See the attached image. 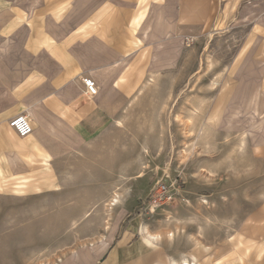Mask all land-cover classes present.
<instances>
[{
    "label": "rangeland",
    "instance_id": "rangeland-1",
    "mask_svg": "<svg viewBox=\"0 0 264 264\" xmlns=\"http://www.w3.org/2000/svg\"><path fill=\"white\" fill-rule=\"evenodd\" d=\"M263 24L264 0H222L200 38L158 45L143 85L96 139L37 187H1L0 264H98L122 232L139 238L143 227L177 264H223L264 191L249 152L260 93L245 92L246 106L229 101L250 84ZM160 179L175 182L173 200L145 213Z\"/></svg>",
    "mask_w": 264,
    "mask_h": 264
},
{
    "label": "crops",
    "instance_id": "crops-1",
    "mask_svg": "<svg viewBox=\"0 0 264 264\" xmlns=\"http://www.w3.org/2000/svg\"><path fill=\"white\" fill-rule=\"evenodd\" d=\"M221 9L222 0H0V188L37 187L44 172L78 154L117 120L143 85L158 45L197 40ZM260 27L250 84L235 87L229 101L246 106L245 92L260 93L263 123L249 152L264 178ZM83 77L95 81V95L85 93ZM22 113L32 124L25 137L8 125ZM257 201L240 217L237 248L228 250L223 264H264V191ZM134 232H122L98 264H171L165 246L143 228L142 237L133 238Z\"/></svg>",
    "mask_w": 264,
    "mask_h": 264
},
{
    "label": "built area",
    "instance_id": "built-area-1",
    "mask_svg": "<svg viewBox=\"0 0 264 264\" xmlns=\"http://www.w3.org/2000/svg\"><path fill=\"white\" fill-rule=\"evenodd\" d=\"M82 83L85 93L88 95L96 94L97 86L92 78L83 77ZM8 125L19 137H25L32 132V124L26 113L13 116ZM176 190L175 182L163 179L155 181L143 202L142 211L149 214L155 213L173 200V192Z\"/></svg>",
    "mask_w": 264,
    "mask_h": 264
},
{
    "label": "bare ground",
    "instance_id": "bare-ground-1",
    "mask_svg": "<svg viewBox=\"0 0 264 264\" xmlns=\"http://www.w3.org/2000/svg\"><path fill=\"white\" fill-rule=\"evenodd\" d=\"M120 204V199H119V197L117 196V197H114L113 199H112V203H111V205L112 206H118ZM143 231H144V233H145V235L148 237V238H151L152 240H155L156 242L158 241V240H160L161 239V234H159V233H150L149 231H148V229H147V227H143ZM167 236L169 237V238H171L172 236H173V233H167ZM171 261V264H177V261L175 260V259H171L170 260ZM182 261L183 262H187V259L184 257L183 259H182ZM52 264H58V263H52Z\"/></svg>",
    "mask_w": 264,
    "mask_h": 264
}]
</instances>
